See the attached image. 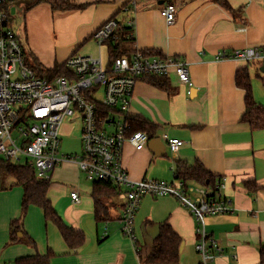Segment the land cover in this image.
Here are the masks:
<instances>
[{
    "label": "crops",
    "instance_id": "1",
    "mask_svg": "<svg viewBox=\"0 0 264 264\" xmlns=\"http://www.w3.org/2000/svg\"><path fill=\"white\" fill-rule=\"evenodd\" d=\"M225 1L229 10L212 0H71L84 7L68 12H52L45 4L32 5L26 10L27 18L32 17L22 36L28 56L51 69L64 65L73 55H97L91 37L107 20L115 18L125 28L126 20L133 19L129 49L160 52L187 61L191 88L173 76L168 79L171 93L140 80L129 108V116L158 127L153 139L166 134L182 140L183 145L175 154L164 145L166 153L160 157L148 147L136 151L125 143L122 166L133 182H172L176 162H199L215 180L224 177L223 194L234 211L203 221L204 231L222 249L209 264H258L259 248L264 246V129L251 130L240 121L244 92L236 87L235 75L247 64L216 62L212 57L218 50L264 48V0ZM166 5L175 8V21L170 26L160 15ZM40 9L44 17L50 14L53 20L52 34L51 24L41 23L36 17ZM103 48L108 54L107 45ZM261 65L248 64L247 70L253 99L264 107ZM75 121L80 128H72ZM80 131V119H68L60 128V139L77 138L80 144ZM49 181L48 200L65 225L84 234L83 245L70 250L57 228L45 222L42 211L35 206L28 207L21 220V232L16 234L18 240L11 242L9 225L20 219L22 189L7 179L0 190V264H17L36 257H48L49 264H140L137 251L141 257L148 256L161 223L169 224L181 239L178 264H200L194 249L198 240L195 221L175 198L146 196L141 200L134 220V246L119 231L123 191L109 202L110 219L103 238L105 222L99 224L95 219L92 183L87 186L77 166H56L50 171ZM71 192L78 193V204L72 202ZM26 238L33 241L34 247L27 244Z\"/></svg>",
    "mask_w": 264,
    "mask_h": 264
},
{
    "label": "built area",
    "instance_id": "2",
    "mask_svg": "<svg viewBox=\"0 0 264 264\" xmlns=\"http://www.w3.org/2000/svg\"><path fill=\"white\" fill-rule=\"evenodd\" d=\"M24 1L28 0H0V160L32 168L36 178L43 181L50 180V171L56 166L71 163L86 181L108 183L123 191L125 203L117 221L120 233L134 246V220L141 200L146 196L175 198L195 221L198 240L194 249L200 264L213 262L222 249L204 231L203 221L209 216L234 211L223 194L225 178H216L211 188L184 183L175 177L172 182L153 179L133 182L121 161L125 143L140 151L150 141L144 132H130L127 122L137 82L147 76L166 79L173 76L191 88L189 63L170 55L148 56L138 49L129 56L106 54L103 63L102 48L109 41L119 40L117 31L121 23L112 18L92 34L98 54L69 57L63 65L68 74L48 82L36 77L27 66L23 47L14 31L11 11L16 3ZM160 15L167 26L172 25L174 6L166 5ZM125 28L132 40L134 20H126ZM212 60L262 64L264 48L218 50ZM98 90L102 100L96 96ZM97 104L104 109H99ZM74 117L81 122L80 153L59 154L60 128ZM160 139L172 154L183 145L182 140L166 134ZM70 198L74 204L80 202L77 192H71ZM106 235L107 222L102 237Z\"/></svg>",
    "mask_w": 264,
    "mask_h": 264
},
{
    "label": "trees",
    "instance_id": "3",
    "mask_svg": "<svg viewBox=\"0 0 264 264\" xmlns=\"http://www.w3.org/2000/svg\"><path fill=\"white\" fill-rule=\"evenodd\" d=\"M32 1V5H47L52 12H68L80 10L84 7L83 5L73 4L71 0ZM212 1L229 10L225 0ZM128 31V29L119 24V29L117 31L119 40L116 42L109 41L107 43V52L109 56H129L134 51L132 46V48H128L132 43V40L128 37ZM23 52L25 54L27 66L32 69L38 78L51 82L54 78L68 74L63 65L47 69L44 68L34 57L30 55L27 57L28 54L24 50ZM144 54L148 56H161L160 52L154 51H145ZM247 66L238 69L235 75L236 87L244 92V111L241 115L240 121L247 124L251 130H261L264 129V107L257 104L253 99ZM141 80L157 89L171 93L170 84L166 78L147 76ZM97 106L99 109H104L100 104H97ZM127 122L130 127V132H144L149 139L156 137L158 127L150 124L146 120L129 116ZM174 177L182 180L184 183L194 182L198 185L209 188L213 186L215 180V178L212 177L199 162H194L192 165L176 162ZM7 179L14 180V184L22 189L20 219L11 221L9 225L11 242H16L18 240L16 234L21 232V220L28 207L35 206L42 211L45 222H50L57 228L63 241L70 250H77L83 245L84 234L80 230H75L65 225L48 200L47 190L50 185L49 180H38L35 171L32 168L17 166L0 160V190L4 189L3 185ZM206 182L208 183L207 185ZM119 193H121L119 189L113 188L108 183H92L91 198L93 200L94 216L97 223H104L110 219L109 202ZM26 239L27 244L34 247L33 241L30 238ZM180 244V237L172 230L169 224L161 223L158 227L157 235L152 240L148 256L141 257L139 250L137 251L140 264H178ZM47 258L48 257L28 258L20 260L17 264H49ZM258 264H264V246L259 248Z\"/></svg>",
    "mask_w": 264,
    "mask_h": 264
},
{
    "label": "rangeland",
    "instance_id": "4",
    "mask_svg": "<svg viewBox=\"0 0 264 264\" xmlns=\"http://www.w3.org/2000/svg\"><path fill=\"white\" fill-rule=\"evenodd\" d=\"M38 7H40V8L42 7L43 8V6H38ZM24 12H26V11H24ZM22 14H23L22 12H17V11L15 12L14 17H13V25H14L13 27H14L15 34L18 37L19 43L23 47V50L27 53L28 49H27L26 44H24L22 32H23V28H24L26 22L27 21L29 22V20H31L32 16L30 15V18H27L28 13L26 12V13H24V16H25V19H24V16ZM36 17L39 19V21L41 23L45 22L47 25L51 24V34H52L53 20L50 17V14H47V16L44 17L43 13L41 14V9H40L38 11V13L36 14ZM105 52L106 51L103 48L102 49L103 63L106 62V54H105ZM94 56H96V54ZM27 57H29V56H27ZM96 94H97L96 95L97 98L99 100H102L101 91L98 90L96 92ZM72 128H80L79 122L75 121ZM61 139H60V144H59V154H64L65 152H67L68 154L75 155V154H79L80 153V144L78 143L77 138L71 139V138H67V137H62ZM86 184H87V186H89V185H91V182H89V183L87 182ZM119 197L121 198L122 195H119Z\"/></svg>",
    "mask_w": 264,
    "mask_h": 264
},
{
    "label": "water",
    "instance_id": "5",
    "mask_svg": "<svg viewBox=\"0 0 264 264\" xmlns=\"http://www.w3.org/2000/svg\"><path fill=\"white\" fill-rule=\"evenodd\" d=\"M33 1L32 0H28V1H24L22 3H16L14 5L13 10L11 11V13L15 14V12H21L22 11V6L25 7H30L32 5ZM260 72L264 73V62H262L261 68L259 69ZM148 149H150L153 153H155V155L157 156H164L166 151H165V146L163 144V142L161 141V139L157 138V139H153L150 140L147 144ZM208 183L206 182V185Z\"/></svg>",
    "mask_w": 264,
    "mask_h": 264
},
{
    "label": "flooded vegetation",
    "instance_id": "6",
    "mask_svg": "<svg viewBox=\"0 0 264 264\" xmlns=\"http://www.w3.org/2000/svg\"><path fill=\"white\" fill-rule=\"evenodd\" d=\"M20 7H22V11L21 12H24V11H26L28 8H30V7H25V6H20Z\"/></svg>",
    "mask_w": 264,
    "mask_h": 264
}]
</instances>
